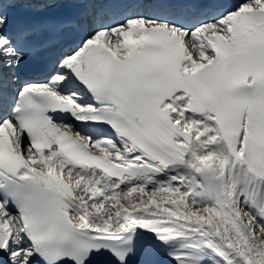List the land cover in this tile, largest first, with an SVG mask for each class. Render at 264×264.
<instances>
[{"label":"snow or ice","instance_id":"1","mask_svg":"<svg viewBox=\"0 0 264 264\" xmlns=\"http://www.w3.org/2000/svg\"><path fill=\"white\" fill-rule=\"evenodd\" d=\"M0 264H264V0H0Z\"/></svg>","mask_w":264,"mask_h":264}]
</instances>
